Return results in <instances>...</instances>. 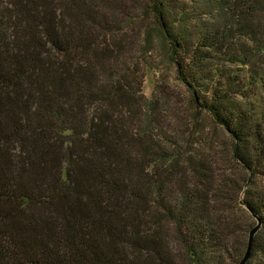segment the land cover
Here are the masks:
<instances>
[{
	"label": "trees",
	"instance_id": "trees-1",
	"mask_svg": "<svg viewBox=\"0 0 264 264\" xmlns=\"http://www.w3.org/2000/svg\"><path fill=\"white\" fill-rule=\"evenodd\" d=\"M260 88L264 0H0V264H264Z\"/></svg>",
	"mask_w": 264,
	"mask_h": 264
},
{
	"label": "rangeland",
	"instance_id": "rangeland-1",
	"mask_svg": "<svg viewBox=\"0 0 264 264\" xmlns=\"http://www.w3.org/2000/svg\"><path fill=\"white\" fill-rule=\"evenodd\" d=\"M154 67L155 69L145 73L142 84L143 94L148 98L151 97L154 92L155 85L158 84L167 91V94L171 96L179 108L184 110L188 105L187 102L189 101V93L187 92L185 86L177 79L174 67L161 60H157V62L154 64ZM263 96L264 89L260 88L258 90V96L253 98L257 111H261L263 109V103L261 99ZM201 123L206 125V133L211 136L212 140L218 142L222 141V134L218 129L213 127L212 122L207 114L206 118L203 119Z\"/></svg>",
	"mask_w": 264,
	"mask_h": 264
},
{
	"label": "water",
	"instance_id": "water-1",
	"mask_svg": "<svg viewBox=\"0 0 264 264\" xmlns=\"http://www.w3.org/2000/svg\"><path fill=\"white\" fill-rule=\"evenodd\" d=\"M254 218H255L256 223L250 228L248 232L246 247H245L244 253L240 261L238 262V264H246V262L250 259L254 237L262 226L261 219L256 216H254Z\"/></svg>",
	"mask_w": 264,
	"mask_h": 264
}]
</instances>
